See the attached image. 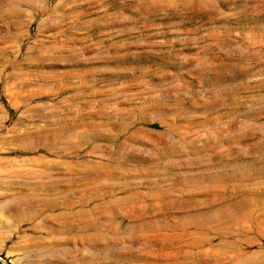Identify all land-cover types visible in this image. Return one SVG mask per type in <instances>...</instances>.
I'll list each match as a JSON object with an SVG mask.
<instances>
[{
  "label": "rangeland",
  "instance_id": "1",
  "mask_svg": "<svg viewBox=\"0 0 264 264\" xmlns=\"http://www.w3.org/2000/svg\"><path fill=\"white\" fill-rule=\"evenodd\" d=\"M3 264H264V0H0Z\"/></svg>",
  "mask_w": 264,
  "mask_h": 264
},
{
  "label": "trees",
  "instance_id": "2",
  "mask_svg": "<svg viewBox=\"0 0 264 264\" xmlns=\"http://www.w3.org/2000/svg\"><path fill=\"white\" fill-rule=\"evenodd\" d=\"M0 264H3V262L0 260Z\"/></svg>",
  "mask_w": 264,
  "mask_h": 264
}]
</instances>
